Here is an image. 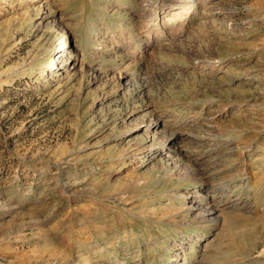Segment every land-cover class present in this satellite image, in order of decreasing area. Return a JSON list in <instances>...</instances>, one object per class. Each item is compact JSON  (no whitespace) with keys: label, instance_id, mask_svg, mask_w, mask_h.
Masks as SVG:
<instances>
[{"label":"rangeland","instance_id":"374dc122","mask_svg":"<svg viewBox=\"0 0 264 264\" xmlns=\"http://www.w3.org/2000/svg\"><path fill=\"white\" fill-rule=\"evenodd\" d=\"M87 262L264 264V0H0V264Z\"/></svg>","mask_w":264,"mask_h":264},{"label":"bare ground","instance_id":"6f19581e","mask_svg":"<svg viewBox=\"0 0 264 264\" xmlns=\"http://www.w3.org/2000/svg\"><path fill=\"white\" fill-rule=\"evenodd\" d=\"M189 7H186V6H183V7H180V8H178V9H176V10H174V11H171L168 15H167V17H166V24L167 23H172V22H174V21H180V22H183L184 20H186V19H188V18H190L191 17V14H192V12H190L189 11ZM190 12V15L189 16H187L188 15V13ZM219 13V12H218ZM231 13H233V10L231 11H227V15H230ZM164 24H165V22H164ZM61 49V48H60ZM58 67V66H57ZM200 175V174H199ZM196 198V195H192L191 196V200H190V202H191V205H190V208H194V207H198V210H200V211H202L203 212V214H202V216H204V217H206V218H208V219H211V220H214L215 222L217 221V218L215 217V218H213V212H214V209H215V205L216 204H212L211 206H209L210 205V203H214L215 202V200H210V201H207L206 203H205V200L203 199V201H202V198L200 199V200H196L195 199ZM227 203H229V202H227ZM196 209V208H195ZM88 259V258H87ZM86 259V261H89V260H87ZM89 262H87V264H88Z\"/></svg>","mask_w":264,"mask_h":264}]
</instances>
